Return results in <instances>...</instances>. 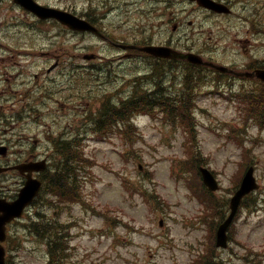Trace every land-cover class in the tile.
Masks as SVG:
<instances>
[{
	"label": "rangeland",
	"instance_id": "1",
	"mask_svg": "<svg viewBox=\"0 0 264 264\" xmlns=\"http://www.w3.org/2000/svg\"><path fill=\"white\" fill-rule=\"evenodd\" d=\"M42 1L77 11L87 7L86 0ZM115 2L104 21L108 28L131 29L137 18L149 14L145 0ZM95 3L88 6V12L97 11ZM4 8L0 5L2 13ZM124 8L127 13L122 15ZM235 8V14L243 10L241 3ZM15 13H19L21 27L24 17L19 11ZM255 13L264 15V0L243 11ZM210 28L218 40L216 44H221L224 38L213 25ZM77 43V37L65 34L70 53ZM117 73L124 74L118 92L136 81H129L121 70ZM130 73L134 77L137 70L130 69ZM113 80L110 76L109 83ZM188 85L194 86L195 82ZM196 89L194 97L182 103L186 114L173 121L138 116L135 124L127 123L121 132L86 133L77 152L67 142V171L52 185L63 196L44 199L52 205L49 214L57 210L62 223L61 229L51 228L56 238L53 254L47 255L40 232L43 223L37 221L27 240L22 239L24 231L19 230L21 263L264 264V119L259 116L264 110L242 113L234 106L245 101L214 93L212 90L218 89L215 86ZM242 124V129L237 128ZM244 145L250 146L247 152L243 151ZM202 163L216 170L223 185L209 202L192 191L198 189L195 168ZM248 163L255 164L260 189L239 209L231 228L230 246L217 249L209 234L223 212L221 197L228 195L227 190L236 184ZM158 219L162 220L161 226Z\"/></svg>",
	"mask_w": 264,
	"mask_h": 264
},
{
	"label": "flooded vegetation",
	"instance_id": "2",
	"mask_svg": "<svg viewBox=\"0 0 264 264\" xmlns=\"http://www.w3.org/2000/svg\"><path fill=\"white\" fill-rule=\"evenodd\" d=\"M180 2L182 3L181 5ZM196 9L208 15L213 14L206 9L199 8L195 3L186 0H161L156 8V10L160 11L161 15L158 19L159 21L149 23L147 20L135 32L129 30L119 31L115 27L112 28V31L104 32L101 39H96L95 42L110 44L117 51L95 57L91 60H83L87 58V54H83L76 61L67 62L63 58L64 53H61L63 46L54 47V50L51 51V46L47 42L45 46L23 45L7 47V51L3 52L6 55L3 56V61L0 62V80L10 82L6 89H9L11 92L12 104L9 115L3 114L0 110V166L8 168L0 173V196L14 200L17 191L23 185L26 171L23 170L22 172V170L15 168L16 166L37 162L44 158H47L48 163H50L49 151L57 146H61L66 140L67 134H76L83 128L81 120L66 122L60 119L63 115L64 105L58 97L52 95L51 87L45 88L43 85H36V80L39 75H46L50 80L51 72L56 70L54 76L58 78L62 75V70H66L68 65L85 71L109 70L113 65L122 67L126 65V68H124L128 69L129 62L132 58L137 56L139 61L146 59L147 54L142 51V48L150 45L167 46L182 52L208 54V57L212 58L213 56L210 54L208 42L202 39V37H199L203 36L206 32V19L204 18L195 23L190 18ZM96 15L100 17L99 14ZM32 19L34 20V27L40 28L42 33H45L49 29L51 23L65 29L64 26L58 24L56 21H41L34 17ZM92 21L95 22L96 26L103 24L102 20L96 18H93ZM240 33L242 38H240L239 42L249 44L250 38L253 36L251 28L241 29ZM14 49H37V54L44 56L39 61L42 67H38V71H32L31 67L34 65V61H31V67L24 68V65L19 60L14 59V54H19ZM110 57L117 59V61H104V59ZM160 60L162 62L159 61L158 64L151 63L149 67L153 68L154 65H163L171 71L177 72L179 69L193 65V63L179 61L174 58H163ZM254 63V61H249L247 64H242L244 71L250 72L254 70L257 67L254 66ZM89 74L92 78L101 77L103 84L101 87L97 85L91 88L90 90L92 92L106 89L107 83L109 82V76L107 74L100 75L95 72ZM226 74H229L233 78L237 76L235 71ZM32 81H35V83L30 86L29 84ZM81 92H83L81 89L76 90L75 94L83 95ZM36 103H41L42 108L40 109ZM74 108L76 110H85L87 115H90V112L96 114L99 111L105 115L111 114V107L105 105L100 106V103L95 98L86 102L84 106L80 103ZM40 115L45 117L42 125L44 130L42 150L35 147V137L33 134L28 133L30 127H14V117H38ZM4 120L10 122L9 127H2ZM47 171V169H44L43 174L48 175ZM31 219V212L27 210L23 219L17 221L12 220L7 224V228L13 229L9 236L12 242H14V227L16 229L21 227L29 228L32 225ZM9 239L6 238L4 242L6 261L14 264V245H9Z\"/></svg>",
	"mask_w": 264,
	"mask_h": 264
},
{
	"label": "water",
	"instance_id": "3",
	"mask_svg": "<svg viewBox=\"0 0 264 264\" xmlns=\"http://www.w3.org/2000/svg\"><path fill=\"white\" fill-rule=\"evenodd\" d=\"M18 2H20L26 8L34 10V5L35 4L32 2V0H18ZM36 7H37V9L39 11V14L42 15L43 17L50 16V17L58 18L62 22H64L67 25H69L71 28L82 29V30H85V29L93 30L94 29L93 27H91L86 22H83V21L79 20L78 18H76L75 16H73V15H71L69 13L57 11V10H54L52 8H44V7H41V6H36ZM43 12H44V14H43ZM153 52L155 54H162L163 53L160 50H154ZM166 54L170 55V53H166ZM189 59L196 60L195 58H191V57H189ZM259 75H260V77L262 79H264V70ZM206 180L208 181V179H206ZM253 186L254 185H253V182H252L251 173L249 171L247 173L244 181H243L241 189L237 192L235 197L232 199V207L233 208H235V206L237 205L240 196L243 193H245L246 191H248L250 188H252ZM15 212H16V209H14V213ZM230 218L231 217H229V219H227L225 221V223L221 226V231L224 230V228L226 227V225L230 221ZM222 243H223V239L219 238L218 244H222Z\"/></svg>",
	"mask_w": 264,
	"mask_h": 264
},
{
	"label": "trees",
	"instance_id": "4",
	"mask_svg": "<svg viewBox=\"0 0 264 264\" xmlns=\"http://www.w3.org/2000/svg\"><path fill=\"white\" fill-rule=\"evenodd\" d=\"M259 116H260L262 119H264V112H263L262 114H259ZM68 147H69V146H66V147H65L66 150L68 149ZM68 160H69L68 157H65V158H64V162L61 164V166L59 167L58 171L56 172V175H55L53 178H61V176L65 174V172H66V170H67V168H66V164L69 162ZM41 231L44 232V233L46 232V230H44V229H41ZM50 232H51V238H52V230H47L46 235H47L48 233H50Z\"/></svg>",
	"mask_w": 264,
	"mask_h": 264
},
{
	"label": "bare ground",
	"instance_id": "5",
	"mask_svg": "<svg viewBox=\"0 0 264 264\" xmlns=\"http://www.w3.org/2000/svg\"><path fill=\"white\" fill-rule=\"evenodd\" d=\"M35 86V85H34Z\"/></svg>",
	"mask_w": 264,
	"mask_h": 264
}]
</instances>
